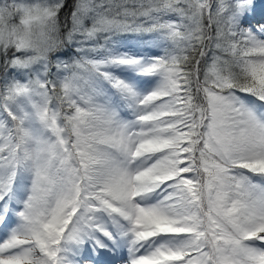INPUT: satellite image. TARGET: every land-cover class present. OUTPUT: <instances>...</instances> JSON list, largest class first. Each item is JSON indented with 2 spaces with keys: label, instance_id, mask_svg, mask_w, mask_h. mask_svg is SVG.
<instances>
[{
  "label": "snow or ice",
  "instance_id": "6c2138e0",
  "mask_svg": "<svg viewBox=\"0 0 264 264\" xmlns=\"http://www.w3.org/2000/svg\"><path fill=\"white\" fill-rule=\"evenodd\" d=\"M0 264H264V0H0Z\"/></svg>",
  "mask_w": 264,
  "mask_h": 264
}]
</instances>
